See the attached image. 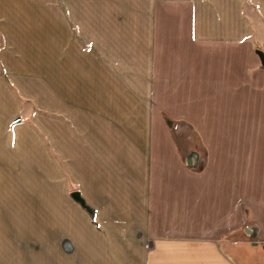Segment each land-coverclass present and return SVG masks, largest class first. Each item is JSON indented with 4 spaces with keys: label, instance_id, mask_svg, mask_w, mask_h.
Instances as JSON below:
<instances>
[{
    "label": "crops",
    "instance_id": "crops-1",
    "mask_svg": "<svg viewBox=\"0 0 264 264\" xmlns=\"http://www.w3.org/2000/svg\"><path fill=\"white\" fill-rule=\"evenodd\" d=\"M86 1L0 0V227L48 219L50 264H264V0Z\"/></svg>",
    "mask_w": 264,
    "mask_h": 264
},
{
    "label": "rangeland",
    "instance_id": "rangeland-1",
    "mask_svg": "<svg viewBox=\"0 0 264 264\" xmlns=\"http://www.w3.org/2000/svg\"><path fill=\"white\" fill-rule=\"evenodd\" d=\"M82 1V0H80ZM120 1H122L124 4L129 3H143L142 0H107L99 2L98 0H88L84 2L85 6H88L89 9L92 11H97L100 6L102 5V9H105L108 12L114 13V11H117L120 6ZM82 4L79 2V5ZM59 5V11H66L67 5L72 7L73 9L77 5V0H71L69 3H67L66 0H58ZM261 16V15H260ZM255 26L257 29H261L262 40H264V18H258L255 19ZM262 47V46H261ZM183 132V136H186L190 138L188 143H192L191 145H176L175 148L179 151V153L184 154L189 157H195L197 154H200L201 158L203 159V165L208 164V150L209 146L208 144H197L198 139L202 138L204 139V142H208V132L202 131V134L198 131H180ZM170 133L173 137H176L177 139H181V134H179V131H171ZM179 137V138H178ZM207 158V159H206ZM80 189H69V194H67V200L70 201V203L73 202L71 198V194L73 192H79ZM2 189H0V192ZM11 191V190H10ZM6 192V190H4ZM42 192V207H48L49 203V189H41ZM12 193V192H11ZM1 197V196H0ZM12 197V196H11ZM66 199V195H65ZM65 199L61 200L62 202L65 201ZM11 201V200H10ZM74 203V217L77 218V221L80 223L82 221V215L80 213L81 207L79 204ZM10 205V204H8ZM27 205V204H26ZM5 206V204H4ZM77 210L79 211V214L77 213ZM4 215H2L3 218V226L0 227L2 231L4 232V237L6 234H8V241H0V249L6 250L9 249L11 256L8 258H0V264H50V257H49V223L48 219L42 218V223L40 228H37L35 226V220H34V213L30 208H26L24 215L21 212V210L17 211L13 210L12 207H4ZM48 213V211H47ZM36 238H38V242L36 241ZM38 245V248H37ZM39 245L41 248V251H39ZM38 250V251H37ZM37 254V256H35ZM60 260V259H58ZM64 261V259H63Z\"/></svg>",
    "mask_w": 264,
    "mask_h": 264
},
{
    "label": "water",
    "instance_id": "water-1",
    "mask_svg": "<svg viewBox=\"0 0 264 264\" xmlns=\"http://www.w3.org/2000/svg\"><path fill=\"white\" fill-rule=\"evenodd\" d=\"M258 56L260 57L261 61L264 63V54L262 51H258L257 52ZM72 198L73 200L78 203L82 208H84L85 210H87L88 212H91V210L89 209V207L85 204V201L82 199L80 193L78 192H74L72 194Z\"/></svg>",
    "mask_w": 264,
    "mask_h": 264
}]
</instances>
